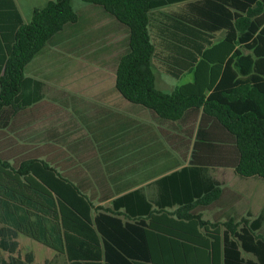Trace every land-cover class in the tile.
<instances>
[{"label": "trees", "instance_id": "1", "mask_svg": "<svg viewBox=\"0 0 264 264\" xmlns=\"http://www.w3.org/2000/svg\"><path fill=\"white\" fill-rule=\"evenodd\" d=\"M80 1L99 8L126 34L115 72V89L122 98L146 109L159 125L180 122L185 114L192 119L201 111L202 123L210 119L233 138L235 156L222 152L227 155L225 163L239 177L264 180V97L258 95L259 87L248 93L245 89L250 74H255L250 79L264 78L258 70L264 59L260 0H246L252 7L229 0ZM184 1L190 2L184 14L161 11ZM78 18L72 0H54L34 9L31 20L23 23L13 0H0V120L6 111L11 115L7 121L11 135L0 130V223L12 222L28 237L65 254L70 264H101L86 263L100 257L104 264H196L187 261L188 255L207 252L208 264H254L245 261L242 252L264 264V237L256 233L261 216L250 223L229 219L222 236L199 231L206 222L198 215L179 216L178 221L168 217L167 208L178 205L190 210L217 201L227 191L208 174L209 164L200 149L215 144L200 138L199 129L188 165L156 181L153 203L142 189H133L134 182L122 181L132 169L123 166L132 160L135 147L142 145L148 152L160 146L147 125L105 112L80 117L86 134L76 140L71 141L64 128L52 127L23 141L48 105L43 83L27 76L26 66ZM218 31L225 36L213 44L212 34ZM240 47L252 55L241 54ZM154 61L176 79L192 72V82L163 93L155 85ZM192 134L191 127V138ZM166 154L158 153L155 160ZM87 195L122 196L112 201L109 215ZM120 209L130 221L119 217ZM92 210L99 211L93 219ZM48 221L53 222L49 229L54 237L48 233ZM135 229L137 255L132 244ZM96 233L103 245L88 243V249L86 241L89 235L98 239ZM150 235L157 240H150Z\"/></svg>", "mask_w": 264, "mask_h": 264}, {"label": "crops", "instance_id": "2", "mask_svg": "<svg viewBox=\"0 0 264 264\" xmlns=\"http://www.w3.org/2000/svg\"><path fill=\"white\" fill-rule=\"evenodd\" d=\"M23 23H27L24 21L23 16L21 14V10L17 4L16 0H13ZM229 2L234 3L235 5H243V6H251L252 4L248 3L246 0H229ZM262 4L264 9V0L259 1ZM189 1H184L182 3H177L173 5L166 6L161 8L162 12L168 14H178V13H186L187 5ZM42 7H32V12L34 9H38ZM264 11V10H263ZM254 18H251V21ZM225 36L224 31H218L215 34H212V43L216 44L223 40ZM241 54L243 55H252V51L245 49L243 47L239 48ZM260 67L258 70L260 75L264 74V59L260 60ZM165 74V73H164ZM167 75V74H166ZM188 75L190 78V83L193 80L192 72H184L182 76ZM252 75L248 76V83L245 86V89L248 91L252 88L256 90V88H260L261 94L260 96L264 97V78L262 79H250ZM169 76V75H168ZM181 76V77H182ZM171 77V76H170ZM256 77V76H254ZM185 83V84H186ZM184 85V84H183ZM172 92V91H171ZM119 94V93H118ZM120 95V94H119ZM253 93V97L259 100V96ZM124 99V98H123ZM125 100V99H124ZM45 101V100H44ZM126 101V100H125ZM46 102V101H45ZM128 102V101H127ZM48 105L43 108L44 111L40 112V117L38 123L42 120L49 119L51 116L57 114L59 107L54 103H48ZM129 103V102H128ZM131 104V103H130ZM134 105V104H132ZM56 108V109H55ZM105 112H113L121 114L125 117L132 118L139 122L140 124H144L150 127L151 132L154 133V137L156 138L154 141L159 142V145L155 150H150L148 152L145 151L146 148L144 146H137L133 149L132 153V160L130 158L127 165L123 166L124 169L132 168L128 175L123 178V182L129 181L134 182L135 186L133 189L140 188L142 189L144 196L153 203L157 199V186L156 181L164 176L169 175L172 172L179 171L181 168L185 167L189 163L190 153H191V146L192 142L195 138L196 132L200 130V138L207 137L213 140V144L215 147H211V149H207L206 147H202L200 152L202 153V159L205 160V163L209 164L208 174L209 176L217 181L220 184L222 189L227 190L224 195L217 201L211 202L206 205L197 204L195 207L191 208L190 210L181 208L178 205H174L173 207L167 208L166 211L168 212V217L177 220L178 217H184L189 214L198 215L201 217L203 221H205V225L200 227L199 231L201 232H219V235L222 236L223 232L226 231V226L224 222L228 221L229 219L240 220L242 218L253 221L258 217H262L261 225L256 233L262 237H264V180L259 177H249V178H242L239 177L233 170L231 165H227L225 163V153L228 151L230 155L233 157L235 156V147L233 138L221 129L217 124H212L210 119H204V122H201L202 112L199 111L195 117L190 119L189 114L183 115L180 122L177 123H166L159 125L155 121L152 120L151 115L149 112L141 106L137 105V112H139V116L136 117L126 115L120 111L106 109L97 112L95 115L89 116L86 114H79V118L85 116L87 118L96 116L98 114H103ZM11 118L10 113L7 111L3 114L2 119L0 120V130L6 131L8 135H11L10 132H7L8 126L10 122H7ZM10 121V120H9ZM36 124V123H35ZM35 124L32 126L30 130H27L23 141L30 140L33 136L41 135L47 130L52 127L61 128V126H51L50 128L44 129L43 131L36 132L35 131ZM80 126L76 125V127L81 128V134H86L84 125L80 119L79 123ZM74 127V126H73ZM192 127V138L190 136V128ZM61 131V129H59ZM71 133H69L70 135ZM78 135L77 137H79ZM72 134L70 135V137ZM27 137V138H26ZM75 138H70L72 140H76ZM167 137H169V141H167ZM206 139V138H205ZM209 139H206L209 141ZM221 139V140H220ZM228 139V143H223L221 141ZM205 140V141H206ZM22 141V142H23ZM20 142V143H22ZM148 145L152 146V142L148 143ZM166 152V156L160 157L155 160V156L158 153ZM167 168L164 172L163 169ZM244 180L246 183V187L242 190L237 188L238 180ZM138 184V185H137ZM261 197H260V196ZM88 197H92V204L95 207H99V211L102 213H106L112 215V201L115 198H118L122 195H87ZM172 195H168L171 197ZM104 197V199H103ZM153 209L155 208L154 205ZM96 210H92L90 212V217L93 219L97 214ZM119 217L123 219V221H130L126 217L122 215V209L118 211ZM137 215V213H136ZM251 218V220H250ZM15 223H18L16 217L13 218ZM51 220V218H48ZM137 223V216L133 219ZM178 221V220H177ZM53 224V222H52ZM49 221L46 223V227L49 230L48 233H52L53 237L55 236L54 233L49 229L52 225ZM95 229L94 226H92ZM134 236L132 237V244H133V253L137 255V229H135ZM98 239L93 235H89V239L86 241V247L89 249L88 243L92 245L98 244L100 247L103 245V241L101 240L100 234L96 233ZM151 238L156 239L155 235H150ZM115 239L119 243H123L124 239L115 237ZM0 241H2V245L4 248H0V264H70V260L67 259L66 255L49 247L46 246L30 237L25 235L24 233L17 230L16 226L11 222L6 224L0 223ZM163 244L167 242V239H162ZM90 245V244H89ZM208 253V252H207ZM207 253H200L198 256L191 254L188 255L187 261L194 262L196 264H208V256ZM164 259H169L168 255L164 251ZM241 257L245 261H249L251 263L256 264L257 260L255 256L249 253L242 252ZM114 258H117L114 255ZM157 258L158 255H157ZM92 259V258H90ZM184 261V260H183ZM79 262V260L77 261ZM80 262H84L81 260ZM99 262L104 264L105 260L103 257L98 258V260L92 259V261H86V263H94ZM137 263V259H136Z\"/></svg>", "mask_w": 264, "mask_h": 264}, {"label": "rangeland", "instance_id": "3", "mask_svg": "<svg viewBox=\"0 0 264 264\" xmlns=\"http://www.w3.org/2000/svg\"><path fill=\"white\" fill-rule=\"evenodd\" d=\"M16 1L28 23L32 7H43L54 0ZM72 6L79 17L77 23L66 27L25 69L27 76L43 83V99L60 109L49 119L37 122L35 131L62 125L64 131L72 134L71 139L82 132L76 127L80 126L77 112L92 116L111 109L136 118L139 116L137 105L125 101L115 89L116 65L125 48L124 30L99 8L80 0H72ZM161 69L154 61L155 85L163 93H170L190 81L188 75L176 79ZM236 183L239 190L246 187L244 180L239 179Z\"/></svg>", "mask_w": 264, "mask_h": 264}]
</instances>
